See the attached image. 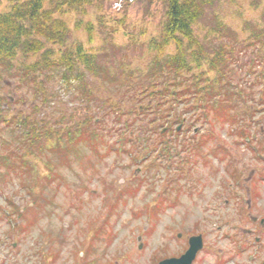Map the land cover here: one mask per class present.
<instances>
[{"label":"rangeland","instance_id":"1","mask_svg":"<svg viewBox=\"0 0 264 264\" xmlns=\"http://www.w3.org/2000/svg\"><path fill=\"white\" fill-rule=\"evenodd\" d=\"M8 2L0 0L1 12ZM126 6L117 12L105 0L88 6L83 16L66 14L71 37L92 49L107 40L105 58L111 65L142 59L147 48L141 41L160 34L164 7L158 0ZM214 14L236 30L234 38L243 44L245 35L238 30L245 20L264 27V0L212 1L200 24H212ZM78 20L81 27L74 28ZM225 33L218 32L220 40L233 37ZM167 50L172 52V46ZM55 88L53 102L66 109L77 105L64 86ZM251 121L255 128L242 142L219 126L209 137L200 122L194 134L186 127L178 133L167 130L166 138L177 142L168 158L151 154L135 162L106 152L109 140L115 143L108 135L98 152L79 146L62 163L44 151L42 160H35L34 191L17 181L0 185V264H157L181 255L187 239L196 235L203 248L193 264H264V225L259 224L264 219V130L256 131L264 124V111ZM202 141L198 153L189 150ZM141 156L144 150L135 148V160ZM44 161L51 162L55 174L47 175ZM19 213L23 219L14 227Z\"/></svg>","mask_w":264,"mask_h":264},{"label":"trees","instance_id":"2","mask_svg":"<svg viewBox=\"0 0 264 264\" xmlns=\"http://www.w3.org/2000/svg\"><path fill=\"white\" fill-rule=\"evenodd\" d=\"M103 1L9 0L0 11V185L17 181L32 192L35 160H42L44 151L62 163L79 146L106 145L107 135L115 143L109 140L106 152L131 161L135 148L144 150L141 157L168 158L177 142L166 138L167 130L178 133V125L189 130L200 122L209 137L219 126L237 142L250 139L251 119L264 111L260 23L244 21L238 30L245 35L241 44L236 30L216 14L212 24H200L215 0H158L164 7L160 34L141 41L147 48L143 58L111 65L105 58L107 40L92 49L71 37L65 17L83 16L88 6ZM75 23L81 27L80 20ZM85 27L89 43L91 25ZM221 31L232 34L230 41L220 40ZM14 81L18 84L11 88ZM58 85L73 95L72 109L53 102ZM257 128L263 131L264 124ZM204 142L189 150L198 153ZM44 163L47 175L55 174L51 162Z\"/></svg>","mask_w":264,"mask_h":264},{"label":"water","instance_id":"3","mask_svg":"<svg viewBox=\"0 0 264 264\" xmlns=\"http://www.w3.org/2000/svg\"><path fill=\"white\" fill-rule=\"evenodd\" d=\"M193 132H196V129H194ZM262 222H264V220ZM140 248L141 245H139V249ZM201 248H202L201 236H193L189 238L188 248L180 257L165 259L159 262L158 264H192L197 252Z\"/></svg>","mask_w":264,"mask_h":264},{"label":"flooded vegetation","instance_id":"4","mask_svg":"<svg viewBox=\"0 0 264 264\" xmlns=\"http://www.w3.org/2000/svg\"><path fill=\"white\" fill-rule=\"evenodd\" d=\"M250 234H252V232Z\"/></svg>","mask_w":264,"mask_h":264}]
</instances>
